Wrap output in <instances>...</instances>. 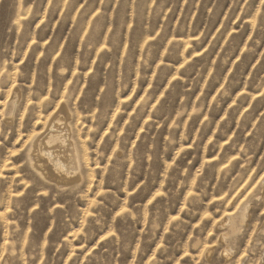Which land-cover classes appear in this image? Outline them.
Masks as SVG:
<instances>
[{
	"label": "rangeland",
	"instance_id": "1",
	"mask_svg": "<svg viewBox=\"0 0 264 264\" xmlns=\"http://www.w3.org/2000/svg\"><path fill=\"white\" fill-rule=\"evenodd\" d=\"M60 102L81 156L63 188L21 147ZM243 203L226 260L214 223ZM5 256L264 264V0H0Z\"/></svg>",
	"mask_w": 264,
	"mask_h": 264
},
{
	"label": "bare ground",
	"instance_id": "2",
	"mask_svg": "<svg viewBox=\"0 0 264 264\" xmlns=\"http://www.w3.org/2000/svg\"><path fill=\"white\" fill-rule=\"evenodd\" d=\"M12 90L13 91L7 99L2 101V108H5L9 104H16L19 96L17 93L18 90H15V88H12ZM59 107L60 108L58 110L54 109L46 115L37 117L36 126H34L33 129L26 135L21 147L25 165L35 177L47 184L63 188L66 185L80 180L81 174L79 169L81 166V156L79 155L77 146L72 138L73 129H71L68 120L69 114L66 111V107L62 102L59 103ZM4 112L7 111L4 110ZM10 116L5 117L4 119L7 124L11 123L10 119L12 118H10ZM85 159L83 158V162L86 161ZM7 166L8 164L3 163L1 168ZM241 189L244 191L245 195L250 194L252 191L251 188L245 189L242 187ZM247 199L249 198L246 197V200ZM247 205L240 204V212H238V210L230 211L224 214L223 219L214 223V228L217 230L226 229L225 232H221L217 235V237H215L217 238V242L223 246L222 250H220V255L226 260L231 254L230 251L232 249L230 250L228 246H224V243H226L225 240L227 237H230L229 234H231V232L236 230L235 226L238 214L241 216H239L241 220L246 219ZM7 262L8 259L7 256H5L2 264H7Z\"/></svg>",
	"mask_w": 264,
	"mask_h": 264
},
{
	"label": "snow or ice",
	"instance_id": "3",
	"mask_svg": "<svg viewBox=\"0 0 264 264\" xmlns=\"http://www.w3.org/2000/svg\"><path fill=\"white\" fill-rule=\"evenodd\" d=\"M159 195V194H158Z\"/></svg>",
	"mask_w": 264,
	"mask_h": 264
}]
</instances>
